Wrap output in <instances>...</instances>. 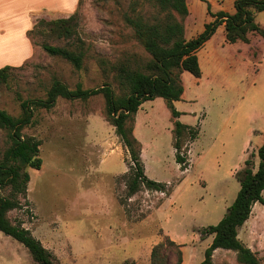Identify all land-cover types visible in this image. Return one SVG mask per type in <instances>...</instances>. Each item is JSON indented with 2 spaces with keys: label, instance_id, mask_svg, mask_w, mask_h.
<instances>
[{
  "label": "rangeland",
  "instance_id": "1",
  "mask_svg": "<svg viewBox=\"0 0 264 264\" xmlns=\"http://www.w3.org/2000/svg\"><path fill=\"white\" fill-rule=\"evenodd\" d=\"M21 1L9 0L8 5H30ZM130 1L79 0L73 35L58 36L48 27L29 34L32 53L0 83V108L19 115L20 100L44 97L54 78L70 88L109 83L116 94H124L113 66L127 62L137 68L149 57L122 21ZM202 1L207 9L209 0ZM228 1L223 0L230 5ZM214 2L212 13L211 6L225 4ZM256 21L264 22V12ZM183 24L186 38L204 29L188 14ZM262 29L263 34L249 33L244 42L249 57L222 51L208 39L197 51L201 76L181 73L184 91L174 107L180 122L199 129L194 141L183 142L184 170L175 161L165 101L146 100L137 110L132 127L142 146L144 172L166 183V192L142 187L127 197L129 154L106 121L101 94L87 100L58 97L52 108L34 110L33 123L22 130L40 140L42 165L24 168L30 176L27 193L9 218L22 222L56 264H150L152 246L166 237L175 243L166 246L169 264H175L177 250L180 264H200L212 240L202 229L217 224L232 204L245 160L253 170L257 167V149L264 140V57H258L264 47ZM43 43L82 52V67L49 55ZM8 146L7 130L0 129V160ZM9 192L6 188L2 195ZM238 237L264 264V205H253ZM213 262L240 264L235 252L220 248L213 252ZM0 264L37 263L22 244L0 232Z\"/></svg>",
  "mask_w": 264,
  "mask_h": 264
},
{
  "label": "trees",
  "instance_id": "2",
  "mask_svg": "<svg viewBox=\"0 0 264 264\" xmlns=\"http://www.w3.org/2000/svg\"><path fill=\"white\" fill-rule=\"evenodd\" d=\"M105 2L108 0H96ZM205 1V0H204ZM79 3V2H78ZM146 3V5H144ZM139 6V9H138ZM207 12L213 20L204 24L197 35L186 38L183 18L188 14L187 0H131L122 11V21L132 31L134 39L148 54V59L137 68L124 62L113 66L116 79L125 91L116 94L109 83L95 88H83L77 83L68 87L54 78L45 90L44 97L20 100V113L13 116L0 108V129L7 130L9 146L0 160V232L22 244L37 264H56L51 252L35 238L22 222H13L8 213L22 206L20 196L25 197L30 176L25 167L40 169V140L22 133L24 127L33 123L34 110L52 108L58 97L66 100H87L101 94L104 99V116L114 127V132L129 154L126 181L127 197L137 193L142 187L147 190L166 192V183L147 177L141 160L142 146L133 134L132 123L140 105L146 100L162 98L170 111L172 121V146L175 161L181 170L187 166L186 153H182L183 142L194 141L199 129L179 121L180 112L173 102L181 98L184 88L181 73L188 71L195 78L201 76L197 51L210 39L217 27L224 24L225 40L228 43L247 42L249 33L263 34L256 22V14L264 12V0H235L234 12ZM76 13L65 18L41 19L27 31V36L37 28L48 27L53 34L69 37L75 32ZM30 39V38H29ZM42 49L51 56L59 57L76 69L83 64V53L63 46L43 43ZM16 67L0 68V83H6L9 71ZM258 163L255 170L245 160V167L238 173L239 190L224 216L215 225L202 229L203 235H212L211 243L204 251L200 264H214L216 249L231 250L236 253L240 264H262L260 258L238 237V229L246 222L255 203L264 205V140L257 149ZM125 160V161H126ZM9 188L8 196L2 191ZM175 245L166 237L165 241L154 244L150 251V264H169L166 246ZM181 263V251L177 250L175 264Z\"/></svg>",
  "mask_w": 264,
  "mask_h": 264
},
{
  "label": "crops",
  "instance_id": "3",
  "mask_svg": "<svg viewBox=\"0 0 264 264\" xmlns=\"http://www.w3.org/2000/svg\"><path fill=\"white\" fill-rule=\"evenodd\" d=\"M214 1L225 3L222 6L218 4L216 7L215 5L216 8L211 6L214 13L218 11H224L227 13L234 12V2L231 3V0L230 2L228 1L230 5L223 2V0H209V5L215 3ZM21 2L22 4L28 3L30 5H20V7H18L19 5H17V7L15 5L14 7L12 5H8L9 0H0V67L5 65L18 67L22 65L24 61L30 57L33 50L32 43L27 36V31L41 19L51 20L68 17L76 10L79 0H22ZM190 3L191 5H189V1L187 0L188 15L192 17L194 25L198 26L200 29V27H202L200 25L208 22L209 20L207 9L204 5L205 3L202 0H190ZM257 23L261 27H264L263 21ZM185 34L187 35L186 31ZM187 38H191V36ZM211 40H214L215 45L219 46L222 51L225 49L231 53L238 55L243 54L249 57V44L242 41L235 43L226 42L224 24L217 27L209 41ZM259 56L264 57V47H260L258 57Z\"/></svg>",
  "mask_w": 264,
  "mask_h": 264
}]
</instances>
